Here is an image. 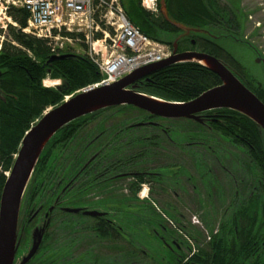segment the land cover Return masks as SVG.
I'll return each instance as SVG.
<instances>
[{
  "label": "trees",
  "instance_id": "trees-1",
  "mask_svg": "<svg viewBox=\"0 0 264 264\" xmlns=\"http://www.w3.org/2000/svg\"><path fill=\"white\" fill-rule=\"evenodd\" d=\"M121 1L128 19L136 28L150 39L174 46L176 38L182 31L170 24L162 14V0H158L159 12L156 14L143 8V0ZM203 1L166 0L169 17L186 27L204 28L207 25L202 22V16L211 17L213 10L210 9V4L204 8ZM8 16L17 27L8 26V37L0 50V90L5 99H0V199L7 180L6 173L12 169L23 138L31 127L48 109L62 104L66 97L102 80L99 68L86 55H76L71 59L50 63L49 59L54 54L48 42L23 32L28 25L27 12L24 9L11 8ZM0 34H3L2 30ZM67 36L76 38V35L72 34ZM184 41L179 40L178 46L186 43ZM213 48L211 45L206 47L207 51H211L215 58L230 68L264 103V83L250 82L238 60L229 54H219L217 48ZM222 51L225 50L222 48ZM69 52L66 49L62 53ZM47 78L59 80L61 85L55 88L44 87L43 82ZM136 85L139 93L167 102L188 103L220 86L221 80L215 73L201 65L181 63L158 70ZM213 114L215 117L207 128L188 121L194 125L192 127L197 133L187 135L178 144L165 132V127L159 124V121L161 123L164 121L163 119L131 106L103 110L69 124L54 136L37 164L24 198L22 224L26 223L30 213H35L41 207L43 210L52 208L59 197L63 206L82 205L87 192V175L84 172L80 173L75 182L76 186L71 182L82 165L95 154H100L98 158L100 160L124 162L125 172H128L132 166H127L126 163L131 164L136 159L133 155H126L128 148H144L138 154L137 158H140L136 160L138 162L146 159L144 156L149 148L173 146L172 141L178 148H183L181 145L190 143L197 137L196 141H203L205 148L209 146L212 148L216 143L213 137L217 135L247 156L244 167L248 170L250 180L244 186L245 190H248L252 184L249 195L253 192L254 196L250 200L247 194L237 207L239 209L236 214L237 236L231 242L227 235L215 239V248L212 250L219 251L214 264H264V238L258 241L257 237L258 227H264V214L257 211L259 199L262 198L264 202V132L237 112L217 110ZM116 115L132 117L121 118L114 126L112 134L108 136L110 140L106 142L105 138L109 131L106 122L112 119L110 116ZM134 122L137 123L131 124ZM139 124L146 125L137 126ZM192 136L194 138H191ZM110 146L112 150L108 151ZM100 148L106 149L101 151ZM113 151L115 153H111ZM233 233L231 229V236Z\"/></svg>",
  "mask_w": 264,
  "mask_h": 264
},
{
  "label": "flooded vegetation",
  "instance_id": "flooded-vegetation-1",
  "mask_svg": "<svg viewBox=\"0 0 264 264\" xmlns=\"http://www.w3.org/2000/svg\"><path fill=\"white\" fill-rule=\"evenodd\" d=\"M240 1L204 0L203 7L206 8L210 4V9L213 11L209 18H203L204 16H202L201 20L207 26L199 29H203L204 32L209 31L214 36L221 37V39L212 41V37L204 33L195 37L180 32L176 41L185 40L186 43L180 47L178 46V53L197 52L213 56V53L206 49L208 45H211L214 47L213 49L217 48L219 54L230 55L219 44L221 40L229 41L233 40L230 36H240L249 41V36L252 34L245 35L248 29V17L247 13H244ZM222 48L225 51H222ZM258 49L260 50L259 47ZM213 112L202 114V122L184 121H191L207 128L215 117ZM151 124L153 125V123ZM181 146L183 148H175L178 151L177 154L175 153L176 159L171 155L172 159L164 166L140 170L141 164L135 160L131 164L126 163L127 166H132L128 172H125L124 162L100 160L98 159L99 153L93 155L82 165L81 170L71 182L74 184L73 186H76L75 182L78 180V175L83 172L87 175V192L84 196V203L76 207H67L63 206L59 197L55 200L53 209L43 210V207H41L35 213H30L26 223L21 226L15 264H21L24 256L30 252L32 232L38 225L45 222H48V225L41 245L25 264H70V260L75 255L72 250L81 251L83 244L88 245L89 249L80 254L77 260H72V264L74 262L75 264H124L125 260H129V264H145V259H149V264H157L155 261L157 256H159L158 263L160 260L170 264L169 258L171 264H214L219 251L218 249L216 251L212 250L213 247L215 248V239H220L221 235H227L229 242H231L237 236L236 214L239 209L237 207L232 208V216L228 227L225 224L222 230L220 227L217 228L218 231L216 230L215 224L220 225V221L219 217H216L219 212L215 205L219 202L220 197L224 196L225 190L218 178L205 176L204 169L207 166L204 159L192 162V168L197 173V176L192 178L185 166L189 163L187 160V154L189 153L185 150L184 145ZM186 146L205 147V144L197 142ZM210 148L209 146L206 149ZM105 149L102 148L101 151ZM172 151L173 148L169 150V153ZM153 158H157L156 155L152 156L151 159ZM208 173L211 172H207V175ZM126 181L127 185L124 183ZM250 185L246 191L247 193H250ZM145 186H148V196H145L143 202L137 203L136 201L141 199V191ZM124 191L127 194H124ZM228 191L229 193L233 191L234 201L239 198L236 194L235 183L233 186L230 185ZM230 194L232 195V193ZM96 196L97 198L87 199ZM204 196H206V200L200 203ZM253 196L252 192L249 199H253ZM174 197L179 198L178 201L181 202L183 207L184 202L189 200L190 203H186L187 209H191L194 215H199L202 225L208 229L206 232L212 233L211 237L205 238L200 230L195 231V225L198 224L196 222L191 224L190 221L192 220H185L184 216L180 215L179 208L172 203ZM99 198L100 200H97ZM259 200L257 211L264 214L263 199ZM231 205L235 206V202ZM66 208L82 210L79 213H68L65 211ZM143 213L152 214V217L145 218L149 221V224H144V230L147 229V226L151 228L147 232V236L156 244L155 247L151 248L156 249V247H159L155 259L153 255H148L142 249L143 247H138L136 252V228H139V224L143 220ZM62 214L68 216L64 217ZM178 216L181 221L176 219ZM136 217L141 219L137 220ZM57 218L60 223L56 224ZM136 220L138 222L137 226ZM209 220H211V223ZM21 221L23 223L24 219ZM231 229L234 231L233 236H231ZM258 231V241H261L264 238V227H258ZM65 241L69 243V246L71 245V250L69 249L63 254L60 251L55 252L53 247H48L56 245L60 249L61 243ZM126 244L128 245L127 249ZM204 246H206V249Z\"/></svg>",
  "mask_w": 264,
  "mask_h": 264
},
{
  "label": "water",
  "instance_id": "water-1",
  "mask_svg": "<svg viewBox=\"0 0 264 264\" xmlns=\"http://www.w3.org/2000/svg\"><path fill=\"white\" fill-rule=\"evenodd\" d=\"M161 12L170 24L185 34L197 37L204 33L210 35L212 38L206 37L212 41L221 39L209 31L204 32L203 29L186 27L173 21L169 17L166 0L161 1ZM230 37L255 53L256 64L264 72L261 51L246 40L241 42L235 36ZM178 42L179 40L174 43L173 56L161 63L141 68L111 85L84 90L67 97L62 104L45 112L25 135L0 200V264H15L24 198L44 150L59 131L76 120L121 106H131L163 120L198 122H202V114L206 112L230 110L248 118L264 132V103L219 59L205 53H178ZM73 56L75 55L53 56L49 62L71 59ZM181 63H194L207 68L220 78L221 85L188 103L167 102L137 91L136 84L139 81L158 70ZM0 99L5 100L1 90ZM142 125L144 124L137 126ZM81 210L65 209L68 213H79ZM47 225L48 222H45L34 229L30 252L24 256L21 264L27 263L39 249Z\"/></svg>",
  "mask_w": 264,
  "mask_h": 264
},
{
  "label": "rangeland",
  "instance_id": "rangeland-1",
  "mask_svg": "<svg viewBox=\"0 0 264 264\" xmlns=\"http://www.w3.org/2000/svg\"><path fill=\"white\" fill-rule=\"evenodd\" d=\"M224 2V1H223ZM242 3V9L244 11V13H247V17H248V29L245 32V35L248 34H252L251 36H249V39L252 40L248 41L250 42L253 46L255 47H259L261 50V53L264 57V0H241L240 1ZM8 17V16H7ZM13 22V21H12ZM9 25L12 26L11 23H9V21L7 19L4 18V12L2 11V7L0 5V30L3 31V34H0V46L2 45V43L4 41H6L7 37H8V30H9ZM259 28H261V30H259ZM241 42L245 41L242 37H237ZM222 41V42H221ZM220 41V45L226 49L231 56H233L235 59H237L242 67L244 68V72H245V77L250 81L253 82L255 84H258L259 81H263L264 82V72L262 70V67L258 64H256V56L255 53L252 52L251 49H249L246 45L242 44V43H237L233 40H221ZM68 50L70 52H75L79 55H83L85 54V47L83 45H79L76 44L75 46L73 45H68ZM81 46V47H80ZM73 50V51H72ZM262 82V83H263ZM61 85V82L59 81H54L50 78H47L43 85L44 87L47 88H55L57 85ZM111 115V114H110ZM132 117L131 115H116V116H110L112 119H109L106 123V128H108V133H107V138H105V141H109L110 138H108L109 135L112 134V131L114 129V126H116L119 122V120L123 117ZM108 117V118H110ZM137 118V117H136ZM139 118V117H138ZM132 122V121H130ZM137 123V122H136ZM131 123V124H136ZM159 124L164 126V130L168 135H171L172 140L178 144V142L180 143V140H182L183 138H185L187 135L189 134H195L197 133V130L192 127L194 126L192 123H189L188 121H184V120H164L159 121ZM158 124V125H159ZM182 135V136H181ZM206 135V134H205ZM191 138H194L193 136ZM197 137H195V140L191 141L190 143H186L184 144L185 146V150L189 153L187 154V160L189 161V163L185 164V166L187 167L188 172L191 174L190 176L192 178L197 176L196 171L192 168L193 166V161L194 160H200L204 159L205 161V165L207 166V168L204 169V173L205 176H208L209 178H213L216 177L220 180V182L222 183V188L225 190V194L224 196L220 197L219 202L217 203V205H215L217 211L219 212L218 215H216V217L219 219L220 221V225H216V230L217 228L220 227V229L222 230L223 225L227 224L232 216V208L238 207L240 202L246 198V195L249 193H247L245 190V183H247L250 180V175H248V170L244 167V161L246 162L247 160V156L241 152V150L233 147L230 145V143H228L225 139L214 135L213 140L216 141L215 144L212 145V148L210 149H206L205 147H187L186 145L191 144V143H197V142H201V141H196ZM200 140V139H198ZM172 141V145L173 146H169V145H161V147L159 148H145V150H148L146 155L144 156L146 159H143V157L141 156V159H143V161H138L141 164L140 170H144V169H154L157 168L158 166H164L170 159H172V157H170L171 155H173V158L176 159V154L178 153L177 150H175V148H177L178 146L176 144H174V142ZM203 142V141H202ZM219 146V147H218ZM164 147V148H163ZM173 151L171 153H169V150ZM198 148V149H196ZM205 148V149H203ZM101 149V148H100ZM120 149V148H119ZM123 149V148H121ZM120 149V150H121ZM111 146L109 148L108 151H111ZM144 150V148H128L126 155H133L136 157L135 160L140 159L137 158L138 154L141 153ZM116 151V150H115ZM115 151L111 152V153H115ZM123 151V150H122ZM121 151V153H123ZM116 152H119L116 151ZM148 152H151L150 154ZM111 153H109V156H111ZM176 153V154H175ZM156 155L157 158H152V156ZM134 160V161H135ZM155 162V163H154ZM152 163V164H151ZM248 163V162H247ZM207 172H211L208 173ZM184 182L186 180H183ZM190 182V181H189ZM125 185H127V181L124 182ZM213 183V182H212ZM236 184V194L237 197H239L236 201L233 200V191H231L230 193H232V195L229 193L228 189L231 186H233V184ZM126 189V188H125ZM148 186H145L144 188H142L141 191V199H138L136 202H143V199L145 198V196H148ZM124 194H127L126 191H124ZM206 195V193H205ZM223 195V194H222ZM88 196H90L88 194ZM87 196V197H88ZM206 196L203 197L202 200H200V203L202 201H205ZM93 198H97L96 197H90L87 199H93ZM97 200H100L97 199ZM179 198L174 197L172 203L174 205H176L179 208V213L180 215L182 214L184 216V219L186 220H192L190 221V223L195 224L194 222H196L195 225V231H201L202 234H204L205 238H208L209 236L211 237L212 233H207L206 230H208L205 226L202 225V221L200 220L199 215L193 213V211H191V209H187V205L186 203H190L188 202L189 200H186V202H184V207L181 206V202L178 201ZM167 202V201H164ZM235 202V206L231 205L232 203ZM164 205V203H163ZM231 205V206H230ZM151 216L152 214L150 213H143V217H142V221L143 223L140 222L139 224V228H136V252L138 251V247H143L142 249L144 251L147 252L148 255H153L154 259L155 256L158 255V251H159V247H156V249H153L151 247H155L156 244L153 240L150 239V237L147 236V232H149L151 230V228L149 226H147V229L144 230V224H149L148 220H145V218ZM137 220L141 219L140 217H136ZM176 219L178 221H181V218L176 217ZM183 219V218H182ZM136 220V226L138 225ZM199 222V223H198ZM209 222L211 223V220H209ZM56 224L60 223L59 219H56ZM62 225V224H61ZM218 231V230H217ZM48 247H53V250L55 252L60 251L61 254L65 253L66 251H68L69 249L71 250V245L69 246L68 242H62L61 243V247L60 249H58V247L55 246H48ZM89 246L86 244H83L81 246V251L78 250H72L74 256L72 260H77L80 256V254H82L84 251H87L89 248ZM126 249L128 247V245H125ZM206 246H204L205 248ZM206 249V248H205ZM129 251V250H128ZM101 253V251H100ZM100 253L98 254L100 256ZM138 255V254H137ZM158 259L159 256H157V258L155 259V261L157 262V264H167L166 262L160 261L158 263ZM72 260H70L72 262ZM168 261L170 262V264L172 263L171 260L168 258ZM70 262V264H72ZM129 260H125L124 264H129ZM149 259H145V264H149ZM75 264V262H74Z\"/></svg>",
  "mask_w": 264,
  "mask_h": 264
},
{
  "label": "built area",
  "instance_id": "built-area-1",
  "mask_svg": "<svg viewBox=\"0 0 264 264\" xmlns=\"http://www.w3.org/2000/svg\"><path fill=\"white\" fill-rule=\"evenodd\" d=\"M0 5L4 18L15 27L8 11L24 9L29 19L23 32L47 41L52 54H61L68 45H83V55L102 75L88 89L111 85L173 55L170 47L150 39L130 22L121 0H0ZM143 6L157 12V0H143Z\"/></svg>",
  "mask_w": 264,
  "mask_h": 264
},
{
  "label": "bare ground",
  "instance_id": "bare-ground-1",
  "mask_svg": "<svg viewBox=\"0 0 264 264\" xmlns=\"http://www.w3.org/2000/svg\"><path fill=\"white\" fill-rule=\"evenodd\" d=\"M75 38V37H74ZM81 47V46H80ZM73 51V50H72Z\"/></svg>",
  "mask_w": 264,
  "mask_h": 264
}]
</instances>
